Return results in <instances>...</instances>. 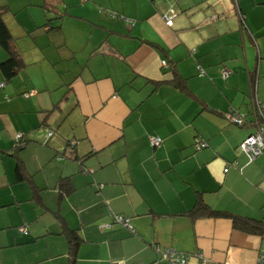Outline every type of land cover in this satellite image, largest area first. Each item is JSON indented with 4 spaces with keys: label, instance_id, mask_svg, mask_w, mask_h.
<instances>
[{
    "label": "crops",
    "instance_id": "0c3cea01",
    "mask_svg": "<svg viewBox=\"0 0 264 264\" xmlns=\"http://www.w3.org/2000/svg\"><path fill=\"white\" fill-rule=\"evenodd\" d=\"M1 6L22 65L0 67V264H68L63 226L82 236L77 264H166L167 248L188 264H257L264 235L189 211L201 198L264 221V152L239 147L259 126L264 137V0Z\"/></svg>",
    "mask_w": 264,
    "mask_h": 264
},
{
    "label": "trees",
    "instance_id": "16d2710c",
    "mask_svg": "<svg viewBox=\"0 0 264 264\" xmlns=\"http://www.w3.org/2000/svg\"><path fill=\"white\" fill-rule=\"evenodd\" d=\"M5 8L6 7H4V6L0 7V45L4 49L9 51L10 56L6 60H4L0 63V67L8 78H12L19 71V69L22 65V59H21L20 53L18 52V50L13 45V42H12L13 36H12L9 27L7 26V24L3 18V12H4ZM114 16L119 17L120 19H122L123 21H125L127 23H134V21L132 19L127 18L125 15H121V14L118 15L115 13ZM244 18H245L244 16L241 17V21L243 24L245 23ZM225 71H229V73L227 75H225V73H224V76L228 77L231 74V71L228 69H226ZM256 73L254 72L253 74H251V81H252V85L254 88H256V79H257ZM175 83L179 87H181V86L184 87V85H182L183 82H182L180 77L175 78ZM231 112L232 113H239L236 111H231ZM239 114H241V113H239ZM245 118L247 121V116H245ZM246 121H245V123H246ZM230 123L234 124V125H238V126H243L245 124V123H243L240 125L237 123H233L231 121H230ZM262 127L263 126H259L257 131L263 129ZM256 132H254V133H256ZM254 133H252V134H254ZM252 134H250V135H252ZM262 135H263V132H262ZM161 140H162V138H161ZM242 141L239 145L240 149H241ZM162 142H163V140H162ZM199 142H205L206 145L204 147L198 148L197 145ZM22 146L23 145L19 144L18 147H16V148L19 149ZM153 146H155V145H153ZM194 146L196 147L197 150L203 149V148L208 146V142L205 140H202V139L197 140V138H196V141L194 142ZM155 147H158V146H155ZM68 149H70V152H72V153L75 152V148L71 147L70 145H68ZM241 151L244 152L242 149H241ZM84 168H86V167L82 166L81 171L84 170ZM17 172L19 175H21L20 174V166H17ZM189 214L192 217H196V216L229 217L233 220V224H234L235 228H237L241 231H244V232L251 233V234L264 235V221L263 220H259V219L251 218V217H246V216H241V215H236V214H233V213H230L227 211L213 209L212 207H210V205L205 203L201 198H199L197 200L195 206L189 211ZM113 220H114V222H118V221H116L115 218ZM63 227H64L63 232L66 234V236L68 238V243H69L68 264H77L78 250H79V247H80L82 240H83L82 236L80 235V233L77 229L69 228L66 226H63ZM19 229H20V226H19ZM186 254H190V253H186ZM159 260L162 261L160 258V255H159ZM164 263H166V262L164 261Z\"/></svg>",
    "mask_w": 264,
    "mask_h": 264
},
{
    "label": "built area",
    "instance_id": "2783aa9c",
    "mask_svg": "<svg viewBox=\"0 0 264 264\" xmlns=\"http://www.w3.org/2000/svg\"><path fill=\"white\" fill-rule=\"evenodd\" d=\"M113 16L115 13H112ZM163 63L165 64L166 61L163 60ZM225 75L229 73V71L224 72ZM227 118L237 124H243L246 121V118L239 113H227ZM262 130L257 131L256 133L249 135L246 137L241 144V149L245 152V154L248 156L250 161H253L256 159L259 155H261L264 152V137L262 135ZM22 139V134H17V140L20 141ZM152 144L155 146H160L162 143V140L159 136H155L152 138ZM206 145L205 142H199L197 147H204ZM228 168L225 169L227 171ZM116 221L121 223H128L129 220L126 217H123L121 215H115L114 217ZM20 231L23 233L27 232V228L24 225L20 226ZM198 258H203L202 254L196 255ZM191 254H186L184 252L177 251L172 248H167L165 250H162L160 252V258L162 261H165L167 264H188L189 260L191 259ZM121 264V263H116ZM257 264H264V251H260L257 257Z\"/></svg>",
    "mask_w": 264,
    "mask_h": 264
},
{
    "label": "rangeland",
    "instance_id": "374dc122",
    "mask_svg": "<svg viewBox=\"0 0 264 264\" xmlns=\"http://www.w3.org/2000/svg\"><path fill=\"white\" fill-rule=\"evenodd\" d=\"M28 225H30V224H28Z\"/></svg>",
    "mask_w": 264,
    "mask_h": 264
}]
</instances>
